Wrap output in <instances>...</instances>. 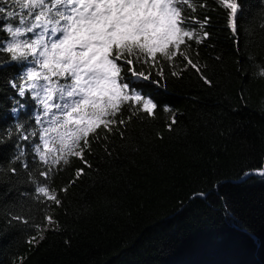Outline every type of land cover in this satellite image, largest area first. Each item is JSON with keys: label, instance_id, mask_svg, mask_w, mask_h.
<instances>
[{"label": "trees", "instance_id": "16d2710c", "mask_svg": "<svg viewBox=\"0 0 264 264\" xmlns=\"http://www.w3.org/2000/svg\"><path fill=\"white\" fill-rule=\"evenodd\" d=\"M192 2L197 7L190 15L207 21L202 30L193 24L191 48L181 45V51L201 72L179 52L163 76L157 75L165 64L160 54L155 64L139 67L132 56V67L148 79H132L127 68L122 74L158 107L151 116L118 114L126 126L113 125V132L104 130L107 140L102 134L92 141L87 164L69 157L67 165H52L47 183L59 205L35 191L47 167L35 146L49 162L61 155L65 129L49 121L63 116L54 107L45 114L41 103L58 102L55 85L48 86V99L47 90L34 97L27 81L20 96L10 82H22L25 65L9 62L11 53L0 51V264H264V176L240 182L264 169V0H237L238 33L219 0ZM21 6L23 0L12 6L17 17ZM11 39L0 31V41Z\"/></svg>", "mask_w": 264, "mask_h": 264}, {"label": "snow or ice", "instance_id": "6c2138e0", "mask_svg": "<svg viewBox=\"0 0 264 264\" xmlns=\"http://www.w3.org/2000/svg\"><path fill=\"white\" fill-rule=\"evenodd\" d=\"M219 2L230 9L231 30L238 33L237 0ZM14 5H21V0H11V6L7 4V0H0V20L5 21V25H0V31L10 34L12 38L7 42L0 41V51L11 53L9 62L25 65V71L20 77L22 82H10L20 96L25 95L27 81H32L27 86L34 97L40 91L47 90V98L51 99L53 89L48 86L55 85L58 102L51 106L45 100L41 103L45 114L54 107L63 116L62 120L57 116L54 121H49L50 124L57 123L65 129L60 135L61 155H53L49 162L41 152L40 145L35 146L34 151L40 153V161L47 166L39 173L45 177V181L35 191L52 204L59 205L61 201L56 190L47 183L52 165H60L61 161L67 165L69 157H78L87 164L85 154L91 152L92 141H99L104 130L113 132V125L126 126L125 119L123 116L118 117V114L132 110L133 114L143 112L151 116L158 107L150 97L133 88L122 74V70L127 68L132 79H148L143 71L132 67L131 57L135 56L139 67L150 62L155 64L160 54L165 64L159 66L157 75L163 76L167 62L179 52L187 65L200 73L201 69L193 59L181 51V45L186 49L191 48L188 41L194 39L193 33L196 32L193 24H200L202 30L207 18L201 22L190 15L197 7L192 0H23L19 17L12 7ZM24 7H28L27 13L24 12ZM45 13L48 15L45 16ZM24 15L30 17L28 22L23 18ZM12 20L17 21V26H13ZM26 33L32 35L28 36ZM207 35V32H203V36ZM5 43L6 48L3 47ZM141 56L144 58L141 59ZM171 75L177 73L173 71ZM259 75L264 76V69ZM53 76L57 80L53 81ZM60 78H64L63 83ZM39 79L47 83L41 85ZM202 79L211 84L207 77L202 75ZM153 83L160 84V81L155 80ZM165 111L171 109L166 107ZM131 118L129 116L128 121ZM36 120L39 123L40 117L37 116ZM175 123L173 118L168 125L169 129ZM98 129L101 131L98 132ZM115 130L124 136L119 128ZM43 131L46 132L47 129ZM23 139L28 137L24 136ZM40 139L47 145L43 135ZM103 139L107 140L108 135L103 134ZM22 157L23 153L16 159L20 160ZM23 167L27 168L28 164L25 163ZM11 171L15 172L16 168ZM83 172V168L77 169V177ZM258 174L264 176V169ZM61 191L67 192V188ZM40 195L36 197L38 200ZM45 219L49 223L53 222L51 216L45 215ZM39 227L37 226L38 234ZM32 240L35 237L29 242Z\"/></svg>", "mask_w": 264, "mask_h": 264}, {"label": "water", "instance_id": "95a60500", "mask_svg": "<svg viewBox=\"0 0 264 264\" xmlns=\"http://www.w3.org/2000/svg\"><path fill=\"white\" fill-rule=\"evenodd\" d=\"M259 171H260V170H258V171H252V172H248V173H246V175L240 180V182H241V181H245V180H247L248 178H250V177H252V176H259V177H262L261 175L258 174ZM201 196H202V195H201Z\"/></svg>", "mask_w": 264, "mask_h": 264}, {"label": "rangeland", "instance_id": "374dc122", "mask_svg": "<svg viewBox=\"0 0 264 264\" xmlns=\"http://www.w3.org/2000/svg\"><path fill=\"white\" fill-rule=\"evenodd\" d=\"M38 70H40V69H38ZM51 223H53V222H51Z\"/></svg>", "mask_w": 264, "mask_h": 264}]
</instances>
